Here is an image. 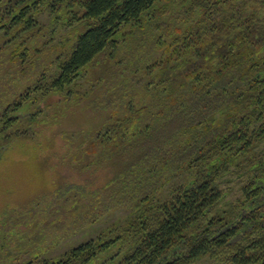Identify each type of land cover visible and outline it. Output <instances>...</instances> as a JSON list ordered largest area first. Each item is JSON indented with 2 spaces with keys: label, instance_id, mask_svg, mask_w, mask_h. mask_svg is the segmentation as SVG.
Here are the masks:
<instances>
[{
  "label": "trees",
  "instance_id": "1",
  "mask_svg": "<svg viewBox=\"0 0 264 264\" xmlns=\"http://www.w3.org/2000/svg\"><path fill=\"white\" fill-rule=\"evenodd\" d=\"M63 8L83 30L50 82L43 73L0 108V160L10 148L29 154L26 161L37 155L39 169L36 149L17 148L37 132L38 112L20 124L25 102L64 93L102 53L150 30L140 39L146 58L119 59L131 78L114 88L93 141L76 148V178L39 182L30 201L53 205L76 193L91 209L81 226L115 207L132 213L58 256L20 251L17 227L5 224L0 264H264V0H0V59L10 45L22 62L34 57L44 35L39 14ZM54 149L72 158L73 146ZM229 176L241 182L233 202L222 186ZM113 246L115 254L100 260Z\"/></svg>",
  "mask_w": 264,
  "mask_h": 264
},
{
  "label": "rangeland",
  "instance_id": "2",
  "mask_svg": "<svg viewBox=\"0 0 264 264\" xmlns=\"http://www.w3.org/2000/svg\"><path fill=\"white\" fill-rule=\"evenodd\" d=\"M72 16L66 8L57 14H52L47 9L41 11L38 18L44 29L43 41L38 45L39 52L34 57H28L26 62L11 55L13 46L3 47L0 59V93H7L0 96V108L20 94H27L28 89L33 88L43 73L46 82L51 81V76L58 72V64L67 57L78 33L83 30V24ZM151 32L144 31L136 38L127 36L116 50L102 53L64 93L50 90L45 96L36 98L35 103L32 102V94L31 99L25 102L21 109L25 117L20 124L27 125L30 122L29 114L38 112L34 119L37 132L23 137L17 148L28 150L33 147V152L36 149L33 155L40 154L42 165L37 168V155L31 154L26 161L29 154L25 155L22 151L13 153L10 148L7 159L0 160V227L5 224L17 227L20 251L33 248L41 251L42 256L62 255L74 245L97 237L105 230L119 227L130 218L131 209L121 206L111 209L97 221L81 226L79 222L82 221L84 211L91 209L89 202L79 198L76 193L65 202H54L53 205L51 202H39L37 206H33L30 201L40 183L52 185L53 182L55 184L62 181L59 180L61 177L66 180L76 178L79 172L78 165L74 163L76 148L80 150L83 142L93 141L94 131L103 125L111 112L112 100L115 98L114 88L125 80V76L131 78L123 65H117L119 59L122 56H128L129 61L132 58L135 61L146 58L148 51L144 46L141 47L146 40L140 39L151 35ZM1 41L0 39V45ZM125 84H128V80ZM132 86L136 87L138 84L130 82V88ZM58 144L73 146L72 158L69 154L63 158L64 152L51 155L53 151H57L54 148ZM54 157L60 160L54 163ZM222 186L227 192V202L236 201L242 195L241 182L235 176L223 179ZM32 214L35 215L32 219L34 221L27 225L24 221L29 220ZM0 236L2 237V232ZM116 251L117 247L109 248L101 255L100 260L110 259ZM194 264L214 262L203 258Z\"/></svg>",
  "mask_w": 264,
  "mask_h": 264
}]
</instances>
